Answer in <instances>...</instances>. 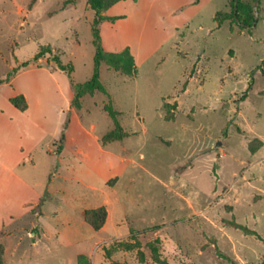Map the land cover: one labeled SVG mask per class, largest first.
I'll use <instances>...</instances> for the list:
<instances>
[{"label": "rangeland", "instance_id": "rangeland-1", "mask_svg": "<svg viewBox=\"0 0 264 264\" xmlns=\"http://www.w3.org/2000/svg\"><path fill=\"white\" fill-rule=\"evenodd\" d=\"M242 1L251 32L215 20L231 0H121L102 44L136 72L103 61L88 91L87 0H0V264L264 261V0Z\"/></svg>", "mask_w": 264, "mask_h": 264}, {"label": "trees", "instance_id": "trees-1", "mask_svg": "<svg viewBox=\"0 0 264 264\" xmlns=\"http://www.w3.org/2000/svg\"><path fill=\"white\" fill-rule=\"evenodd\" d=\"M36 1V0H33ZM121 0H87L92 9L96 12V17L93 22V33H94V42L96 45V53H95V71L92 77L83 84L79 85V88L84 87L88 91H104L105 87L100 80V72L99 67L103 61H106L109 65L114 67L115 69H122L124 67H130L129 74H134L136 72V64L133 55L128 51H124L121 53L110 52L105 50L102 44V37L100 31V24L105 21L112 19L111 17L104 15L103 12ZM232 12H223L218 11L216 14V21L219 25H222L227 20H232L238 24V26L244 30L252 31L253 26L257 23L256 16L253 13V7L244 3L242 0H238L237 10L235 11V0H231ZM121 18V16H117L114 19ZM256 22V23H255ZM49 51V50H47ZM47 52L45 50H40L35 58L42 57ZM54 59L57 61L59 68L63 71H68L69 74L72 72L71 65L64 64L59 56H54ZM12 103L24 110L27 107L26 100L22 94L14 96L11 98ZM112 115H116V111L109 109ZM68 123V121H67ZM126 132L123 131L122 127L117 123V126L114 130L110 131L104 136V140L108 141L111 139H120L124 137ZM65 133L62 132L61 140L64 141ZM63 143H61L60 148H62ZM59 148V150H60ZM251 149L256 151L258 147L251 145ZM108 216L107 208L103 205L98 208L86 209L85 210V219L86 221L95 229H101ZM126 247L129 248V245ZM109 252H107L108 254ZM79 264H92L91 260L86 255H81L79 257ZM264 264V261L261 263Z\"/></svg>", "mask_w": 264, "mask_h": 264}, {"label": "water", "instance_id": "water-1", "mask_svg": "<svg viewBox=\"0 0 264 264\" xmlns=\"http://www.w3.org/2000/svg\"><path fill=\"white\" fill-rule=\"evenodd\" d=\"M238 0H235V11L237 10Z\"/></svg>", "mask_w": 264, "mask_h": 264}, {"label": "crops", "instance_id": "crops-1", "mask_svg": "<svg viewBox=\"0 0 264 264\" xmlns=\"http://www.w3.org/2000/svg\"><path fill=\"white\" fill-rule=\"evenodd\" d=\"M111 9H113V8H111Z\"/></svg>", "mask_w": 264, "mask_h": 264}]
</instances>
